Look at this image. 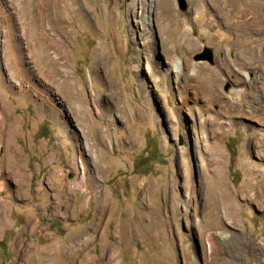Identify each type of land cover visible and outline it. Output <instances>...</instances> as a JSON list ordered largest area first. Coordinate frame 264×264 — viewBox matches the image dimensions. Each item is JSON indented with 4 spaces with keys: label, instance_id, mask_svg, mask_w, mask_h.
<instances>
[{
    "label": "rangeland",
    "instance_id": "rangeland-1",
    "mask_svg": "<svg viewBox=\"0 0 264 264\" xmlns=\"http://www.w3.org/2000/svg\"><path fill=\"white\" fill-rule=\"evenodd\" d=\"M61 2L55 62L0 17V264H264V0Z\"/></svg>",
    "mask_w": 264,
    "mask_h": 264
},
{
    "label": "bare ground",
    "instance_id": "bare-ground-1",
    "mask_svg": "<svg viewBox=\"0 0 264 264\" xmlns=\"http://www.w3.org/2000/svg\"><path fill=\"white\" fill-rule=\"evenodd\" d=\"M6 2L8 3L7 4L8 6H4L2 0H0V17L5 22L4 29L13 30L15 33L13 34L12 42L16 53L20 56L21 49L23 47L26 50H28V53L30 55L32 54L36 56L37 59L40 61L42 60H45L46 62L53 61L56 58V55H54L55 54L54 52L52 53L48 51V48L58 46V44L62 42L58 34L55 33L53 26L55 23L60 22V17L57 13V7L58 8L59 6L61 7L63 11V15L65 12H67L63 2H61V0H51L50 6H48V0H6ZM61 32L62 35L64 34V36H66L67 33L69 34V29L64 30L61 28ZM27 56L29 55L27 54ZM6 60L7 59L3 60V65L5 68H8V63ZM63 62L67 63V60H65L64 57H63ZM178 65L179 64H175L172 66L173 71L176 72L175 74L179 72L180 66ZM62 67L61 68L63 69V71L67 73L69 69L67 67V64L62 65ZM62 85L67 90V93L70 92L71 84L68 83V80L64 81ZM0 121H1V116H0ZM252 138L255 139L256 147L259 145V147H263L264 149V134H256L255 132H253ZM83 147L86 151H88V149L90 148L89 139L85 135L83 137ZM95 170H97V167H95ZM83 180H85V178L76 180L73 186L77 187L78 189L79 187L82 186ZM94 220L99 221V217H96ZM78 236L72 237L65 242L59 243L58 241L57 242L52 241L45 246H41L38 249V254H37L38 258L40 259L48 258L53 260L54 262H62L61 264H71L72 260L78 254L79 249H83L82 243H85L87 241L86 236H82L81 239ZM76 239L78 241L74 243ZM113 257H114V250L111 249L106 262L104 263L95 262V263L110 264Z\"/></svg>",
    "mask_w": 264,
    "mask_h": 264
},
{
    "label": "trees",
    "instance_id": "trees-1",
    "mask_svg": "<svg viewBox=\"0 0 264 264\" xmlns=\"http://www.w3.org/2000/svg\"><path fill=\"white\" fill-rule=\"evenodd\" d=\"M229 150V149H228Z\"/></svg>",
    "mask_w": 264,
    "mask_h": 264
}]
</instances>
